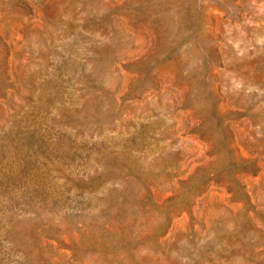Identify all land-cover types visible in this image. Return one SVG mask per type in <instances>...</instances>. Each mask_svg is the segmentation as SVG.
<instances>
[{
  "label": "rangeland",
  "instance_id": "374dc122",
  "mask_svg": "<svg viewBox=\"0 0 264 264\" xmlns=\"http://www.w3.org/2000/svg\"><path fill=\"white\" fill-rule=\"evenodd\" d=\"M0 264H264V0H0Z\"/></svg>",
  "mask_w": 264,
  "mask_h": 264
}]
</instances>
